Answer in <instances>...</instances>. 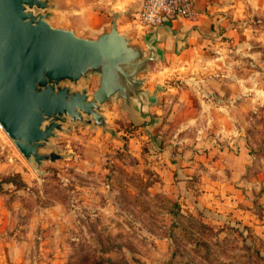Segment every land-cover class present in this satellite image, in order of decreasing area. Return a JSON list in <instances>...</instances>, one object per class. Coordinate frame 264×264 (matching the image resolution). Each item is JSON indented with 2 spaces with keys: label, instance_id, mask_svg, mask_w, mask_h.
I'll return each instance as SVG.
<instances>
[{
  "label": "rangeland",
  "instance_id": "obj_1",
  "mask_svg": "<svg viewBox=\"0 0 264 264\" xmlns=\"http://www.w3.org/2000/svg\"><path fill=\"white\" fill-rule=\"evenodd\" d=\"M50 1L52 25L92 38L118 10V30L144 46L138 34L149 28L115 0ZM250 17L249 48L259 56L244 62L258 81L249 79L247 101H214L186 82L214 77L202 67L215 54L236 63L229 48H209L150 61L141 75L163 74L144 85L158 88L148 114L133 119L120 100L105 102L108 129L75 122L57 131L51 142L65 154L38 169L0 127V264H264V10ZM97 81L65 83L91 94ZM206 191L217 203L198 198Z\"/></svg>",
  "mask_w": 264,
  "mask_h": 264
},
{
  "label": "water",
  "instance_id": "obj_2",
  "mask_svg": "<svg viewBox=\"0 0 264 264\" xmlns=\"http://www.w3.org/2000/svg\"><path fill=\"white\" fill-rule=\"evenodd\" d=\"M51 6L50 0H0V127L35 169L64 156L51 142L57 131L75 122L107 130L102 108L109 100H120L133 119L148 114L144 108L157 101L158 88H145L141 74L163 57L156 45L162 30L172 32L163 16L143 35L142 46L118 30L120 13L111 10L109 30L80 36L49 22ZM89 74L98 78L91 94L65 83L76 85Z\"/></svg>",
  "mask_w": 264,
  "mask_h": 264
},
{
  "label": "crops",
  "instance_id": "obj_3",
  "mask_svg": "<svg viewBox=\"0 0 264 264\" xmlns=\"http://www.w3.org/2000/svg\"><path fill=\"white\" fill-rule=\"evenodd\" d=\"M193 1L198 11L197 16L192 20L182 18L173 19L171 22L172 32L163 29L162 35L164 39L156 41V45L162 51L163 60H169L170 57L181 58L192 52H196V50L200 51L199 55H203L209 48H213L219 52L223 51L224 47L229 48L232 51V57H234L233 61L236 63H232V60H227L224 63L225 59L223 56L215 54L212 59L213 65L211 63L209 65L204 64L202 67L203 69H209V74L212 72L210 68L213 67V71L216 72L214 77L208 76L210 79H207L206 75H203L202 77L191 79L192 81L186 80V82L193 87L194 85L197 86V91L202 95H208L207 92L210 93V97L214 101L224 102L227 98L236 104L247 101L250 97L249 95H252L250 90L253 87V83L249 79L252 78L250 70L253 68L246 66L244 62L259 56L256 55L258 54L257 51L255 52L249 48L251 43L248 38L252 36L253 29H256V26H253L252 22H250V16L253 12L262 13L264 4L260 3L258 5L254 0ZM141 3L142 0H115L113 1V6L117 9H125V11L132 9L136 13L139 11ZM123 17L121 16L119 19L122 20ZM144 34H138L140 37L139 40L142 43ZM257 35H259L258 38H261L263 34ZM222 36H225V38H222ZM225 43L230 44L225 45ZM260 60L262 62L264 61L263 58H260ZM249 63L254 64V66L256 64L252 60ZM191 64L192 62L185 60L181 66L185 67V65L190 66ZM259 66L263 67L261 63ZM176 68L180 67L177 66ZM226 68H230L231 70L226 72ZM256 69H258L257 65ZM161 72L163 74L162 70H159V72L150 71L149 74L145 73L144 85L150 88L156 84L160 79ZM257 73H259V70H257ZM252 79L255 80V77ZM257 83L258 81L255 80L256 85ZM169 88H175V86L170 85L166 91ZM256 89L260 91L259 88ZM235 103L234 105H236ZM246 130V126L232 125V132L234 134H245ZM233 147H236L237 150L240 148L238 144ZM212 195V192L206 191L202 192L200 196L198 195V198L202 201L209 200L210 202L214 201L217 203L218 200L216 198L218 199V196L215 198ZM200 200H197L195 204H203Z\"/></svg>",
  "mask_w": 264,
  "mask_h": 264
},
{
  "label": "built area",
  "instance_id": "obj_4",
  "mask_svg": "<svg viewBox=\"0 0 264 264\" xmlns=\"http://www.w3.org/2000/svg\"><path fill=\"white\" fill-rule=\"evenodd\" d=\"M197 14L193 0H142L135 26L150 29L161 24L163 16L171 21L176 18L192 20Z\"/></svg>",
  "mask_w": 264,
  "mask_h": 264
},
{
  "label": "trees",
  "instance_id": "obj_5",
  "mask_svg": "<svg viewBox=\"0 0 264 264\" xmlns=\"http://www.w3.org/2000/svg\"><path fill=\"white\" fill-rule=\"evenodd\" d=\"M96 264H102V261L101 260H98V261H96Z\"/></svg>",
  "mask_w": 264,
  "mask_h": 264
}]
</instances>
